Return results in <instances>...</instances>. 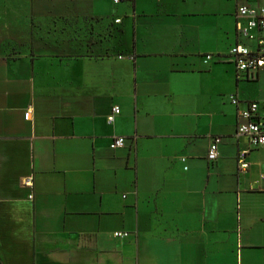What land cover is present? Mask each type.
Wrapping results in <instances>:
<instances>
[{
	"label": "crops",
	"instance_id": "1",
	"mask_svg": "<svg viewBox=\"0 0 264 264\" xmlns=\"http://www.w3.org/2000/svg\"><path fill=\"white\" fill-rule=\"evenodd\" d=\"M27 1L0 48L25 55L0 56L2 263L264 264V177L239 162L264 147L238 135L239 109L264 100L247 89L264 69L239 74L231 56L250 42L240 4L264 0ZM61 52L88 56L52 60Z\"/></svg>",
	"mask_w": 264,
	"mask_h": 264
},
{
	"label": "built area",
	"instance_id": "2",
	"mask_svg": "<svg viewBox=\"0 0 264 264\" xmlns=\"http://www.w3.org/2000/svg\"><path fill=\"white\" fill-rule=\"evenodd\" d=\"M118 1V0H116ZM238 30L242 36L253 42L250 46L244 42L236 43L231 49V56L237 66L238 73L247 74L255 77L264 69V5L253 6L248 3L242 4L238 8ZM120 21V19H118ZM232 100L240 104L241 100L233 96ZM122 112L120 105H115L108 115V121L114 123L117 115ZM30 111L26 113V118L30 117ZM238 135L247 136L253 147H264V100L249 101L247 106L239 109ZM221 137H216L210 146L208 157L211 161L218 159L220 155ZM126 138L118 135L113 138L111 147L114 149L124 147ZM249 150L239 153L241 169H247L250 164L246 160ZM25 183L33 185V178L27 177ZM116 237H127L130 232L127 230H117L114 232Z\"/></svg>",
	"mask_w": 264,
	"mask_h": 264
},
{
	"label": "rangeland",
	"instance_id": "3",
	"mask_svg": "<svg viewBox=\"0 0 264 264\" xmlns=\"http://www.w3.org/2000/svg\"><path fill=\"white\" fill-rule=\"evenodd\" d=\"M113 1L114 0H111V2L108 1L107 3H105V5L109 6L110 11L113 10L112 4H113V7H115L114 10H116L117 8L116 3ZM27 3L28 1L26 2V0H0V48L2 47V44L4 43L5 40H8V39L11 40L13 38L18 37L17 31H19L20 29L17 27V22L19 23V21H24V20L26 21V17L30 16V10L26 5ZM242 4H244V2ZM122 5L123 4H121L119 8V12H116V15L121 18L123 17V14H122L123 6ZM59 20H63L66 23H68L70 19L59 18ZM6 23H9L10 26L5 27ZM1 27H5V28L1 29ZM244 43L250 46L254 45V41L253 42L245 41ZM0 56H4V58H10V59L12 58L19 59L25 55L15 52V53H8V54L0 53ZM28 56L31 57L32 55L29 54ZM80 56H88V55H79L75 53L61 52V53L53 54L51 57H52V60L54 61L63 62L66 60L78 59ZM125 57H127V55H125ZM235 69H236V66H235ZM247 89L250 95L256 94L254 92H256V90L259 91L261 89L262 90L261 94L264 97V70L262 73L261 83L259 84L251 83L247 86ZM117 99H118L117 102L123 107L125 105L124 101L120 98H117ZM243 141L245 142V139H243ZM245 150H247V147ZM250 152L251 153L248 158V161L250 163V168L247 173H244V174L242 173V175H246L248 177L247 180H252L255 182L260 181L264 177V148L260 150L250 151ZM234 159H235V162L231 160L227 161L228 164L225 167V170L223 171V173H221V174H224V176H226V178L228 179V182H227L228 186L238 185L239 173H240L239 166H238V157L236 156ZM114 239L115 241H118L119 238H114Z\"/></svg>",
	"mask_w": 264,
	"mask_h": 264
},
{
	"label": "trees",
	"instance_id": "4",
	"mask_svg": "<svg viewBox=\"0 0 264 264\" xmlns=\"http://www.w3.org/2000/svg\"><path fill=\"white\" fill-rule=\"evenodd\" d=\"M0 264H2V261L0 260Z\"/></svg>",
	"mask_w": 264,
	"mask_h": 264
}]
</instances>
